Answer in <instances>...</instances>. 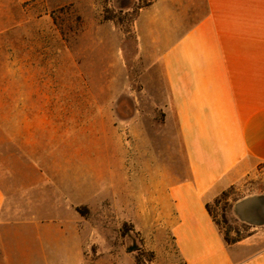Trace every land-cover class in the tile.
<instances>
[{"label": "rangeland", "instance_id": "1", "mask_svg": "<svg viewBox=\"0 0 264 264\" xmlns=\"http://www.w3.org/2000/svg\"><path fill=\"white\" fill-rule=\"evenodd\" d=\"M204 8V0H0V170L68 168L81 149L89 168L104 175L119 163L117 211L107 197L88 213L93 252L98 245L115 249L125 264L123 252L135 264H172V240H154L149 216L132 202L152 171L154 189L166 171L175 180L183 174L159 58L178 36L171 26L199 19L176 13ZM251 198L264 206V173L254 186L230 187L209 203L228 243L264 227L238 214L237 205Z\"/></svg>", "mask_w": 264, "mask_h": 264}, {"label": "crops", "instance_id": "2", "mask_svg": "<svg viewBox=\"0 0 264 264\" xmlns=\"http://www.w3.org/2000/svg\"><path fill=\"white\" fill-rule=\"evenodd\" d=\"M204 1L202 11L176 13L199 19L171 26L167 31L178 36L159 58L183 174L175 180L166 171L154 189L152 171L132 207L147 213L154 240H172V264H264V227L228 244L206 208L224 190L254 186L264 173V0ZM44 125L55 138L56 120ZM87 158L81 149L68 168L0 170V264H125L115 249L97 245L93 252L88 214L107 197L117 211L120 165L104 175ZM83 207L84 214L77 210ZM238 214L264 222L262 205Z\"/></svg>", "mask_w": 264, "mask_h": 264}, {"label": "water", "instance_id": "3", "mask_svg": "<svg viewBox=\"0 0 264 264\" xmlns=\"http://www.w3.org/2000/svg\"><path fill=\"white\" fill-rule=\"evenodd\" d=\"M256 203H257V199H253V198H251V199H247V200H245V201L239 203V204L237 205V208H236V209H238V211L241 212V211L244 210L245 208H250V209H251ZM261 223L264 224V222H261ZM261 223H260V224H261Z\"/></svg>", "mask_w": 264, "mask_h": 264}, {"label": "trees", "instance_id": "4", "mask_svg": "<svg viewBox=\"0 0 264 264\" xmlns=\"http://www.w3.org/2000/svg\"><path fill=\"white\" fill-rule=\"evenodd\" d=\"M206 208H207V210H208V212L210 213V215H211V212H210V209H209V204H207L206 205ZM77 210L80 212V213H82V214H84V213H86V212H84V211H86V210H82V209H80V208H77ZM212 216V215H211ZM213 218V217H212ZM215 222V221H214ZM216 223V222H215ZM224 240L227 242V240L224 238ZM236 241V240H235ZM235 241H232L231 243H234ZM228 243V242H227ZM231 243H228V244H231Z\"/></svg>", "mask_w": 264, "mask_h": 264}, {"label": "flooded vegetation", "instance_id": "5", "mask_svg": "<svg viewBox=\"0 0 264 264\" xmlns=\"http://www.w3.org/2000/svg\"><path fill=\"white\" fill-rule=\"evenodd\" d=\"M255 214H256V216L263 215V214L261 213L260 208H255Z\"/></svg>", "mask_w": 264, "mask_h": 264}]
</instances>
